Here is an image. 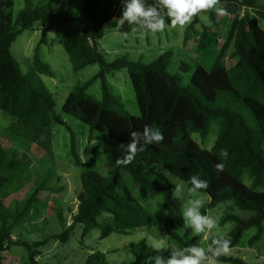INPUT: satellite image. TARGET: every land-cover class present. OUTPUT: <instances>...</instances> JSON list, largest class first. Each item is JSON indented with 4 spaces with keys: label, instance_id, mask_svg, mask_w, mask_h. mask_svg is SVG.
Here are the masks:
<instances>
[{
    "label": "trees",
    "instance_id": "trees-1",
    "mask_svg": "<svg viewBox=\"0 0 264 264\" xmlns=\"http://www.w3.org/2000/svg\"><path fill=\"white\" fill-rule=\"evenodd\" d=\"M220 2L236 9L247 7L251 11L243 16L237 13L232 19L210 69L196 62L189 84L182 85L181 74L169 69L174 58L171 50L149 63L127 56L108 61L100 51L99 41L107 29L130 33L132 27H139L127 22L123 27H117L124 7L122 0H85L77 17L70 11H56L50 5H34L27 0L16 20L10 11L13 0H0V109L14 118L3 130V135L12 144L7 148L0 140V264H4L5 253L14 245L27 247L31 263L40 264L36 259L37 249L51 238L68 241L79 223L85 225L84 235L100 229L102 239L113 233H129L159 223V218L133 196L125 179L127 174L137 184L143 198L162 194L166 211L164 229L168 242L177 248L187 246L185 239L190 232L181 234L177 230L178 226L184 225V201L173 198L175 184L167 173L182 179L190 187L189 179L193 175L208 182L206 189L199 190L210 197L209 203L202 208L203 212L225 201H231L239 210L250 212L249 216H242L231 211L221 217L222 225L234 222L232 230L224 235L231 241L230 248L238 245L244 232L252 227L257 230L249 239V245L253 246L262 239L264 189L259 188L264 186V30L258 25L259 20L264 19V4L260 0ZM155 3L156 0H146V4ZM211 18L215 20V16L211 15ZM200 22L199 14L187 27L185 42ZM37 24L44 37L32 58L33 73L54 74L40 55V46L50 32L62 34L75 71L95 63L100 65L97 74L75 85L63 111L89 125L92 133L102 135L109 171L106 176L95 170L83 172L80 179L78 177V207L72 216V224L31 243L21 237L15 238L14 228L19 219L31 217L40 210L39 194L52 189L50 179L55 175L48 170L43 179L33 182L25 196L20 197L19 193L30 179L31 167L36 162L32 152L38 155L53 152L54 126L67 125L57 113L51 93L35 84L11 51L18 36L24 30L36 28ZM166 24H171L167 17ZM208 37L207 26H204L198 49L206 47ZM230 48L231 63L227 64L225 57ZM191 67L182 62L181 70L188 71ZM122 68L129 71L141 111L139 116L127 110L108 81V72ZM98 79L102 85L101 98L88 92ZM247 111L253 114L255 126L248 122ZM215 120L220 122L216 142L211 149L203 148L193 134L199 133L206 138ZM145 125L159 129L164 135L163 142L144 144V150L138 152L131 163L118 166L116 161L125 155L130 132H142ZM224 150L228 152L227 159L222 157ZM71 153L74 163L82 164L74 133ZM218 163L225 165L223 171L215 169ZM56 176L61 181L62 176L57 172ZM247 177L251 184L246 182ZM217 237L210 238L211 244ZM197 239L199 236L193 241ZM171 249L162 254L165 259L171 255ZM131 250L135 256L133 264H142L147 257L158 254L145 239L133 243ZM214 260L229 264H261L228 255ZM85 264L113 263L104 252L93 251Z\"/></svg>",
    "mask_w": 264,
    "mask_h": 264
},
{
    "label": "rangeland",
    "instance_id": "rangeland-1",
    "mask_svg": "<svg viewBox=\"0 0 264 264\" xmlns=\"http://www.w3.org/2000/svg\"><path fill=\"white\" fill-rule=\"evenodd\" d=\"M31 1L34 5H50L56 11H70L75 17L80 15L85 2V0ZM13 2L10 11L16 20L19 11L27 5V0H13ZM260 2L264 4V0H260ZM221 5L226 8L227 14L217 16L214 10L200 13V18H203L191 30L188 42H185V33L190 23L183 28L179 26L174 28L171 24H166L167 27L164 31L156 33L147 32L137 27L136 34L130 32L127 35L118 29L109 28L105 36L99 41V49L104 53L108 61H114L119 57L127 56L130 59L145 63H149L165 51L171 50L174 52V58L169 69L173 73H180L182 76L181 84L188 85L196 62L210 69L217 57L220 46L226 39L228 26L235 15L238 13L243 16L248 10L251 11L247 7L236 9L228 7L222 2ZM211 15L215 16V20L211 18ZM204 26H207L209 37L206 47L200 50L198 49V42ZM43 37L44 33L37 24L34 29L24 30L11 47L12 53L20 61L24 72L31 77L38 87L45 88L51 93L56 103L57 113L62 115L67 124H56L54 126L53 152H44L40 155L32 152V156L36 162L31 167L30 179L23 184L19 193L20 197L25 196L33 182L43 179L48 170H51L55 175L53 179H50L52 189L42 191L39 194V198L42 201L40 210L34 212L31 217H22L19 219L14 228L15 238L21 237L31 243L43 240L55 232H60L63 227L68 228L72 224V216L78 207V193L80 190L78 177L80 179V175L83 172L95 170L103 176H106L109 171L102 135L99 132L92 133L89 125L63 111L64 103L75 85L84 83L92 78L99 72L100 65L95 63L88 65L80 71H75L65 48L62 34L50 32L47 34L46 42L40 46V55L44 62L50 65L54 74L52 76L35 74L33 73L32 58L36 47L43 40ZM231 52L232 48L226 53L225 62L227 64L231 63ZM182 62H187L192 67L188 71L181 70ZM107 77L112 91L125 103L127 110L132 115H141L128 69L122 68L108 72ZM88 92L97 98H101V80H96L89 87ZM247 119L251 126H255V120L250 111H247ZM13 121L14 118L10 114L0 109V140L7 148L12 144V141L6 139L3 135V130ZM219 127V120H215L206 138H202L199 133H194L193 137L203 148L211 149L218 137ZM72 133L76 136L78 153L83 160L80 165L74 163L71 153ZM91 136L92 138H90ZM56 172L61 176L63 173L69 172V174H67L68 176L66 178L63 175L62 178L65 179L60 181L56 176ZM75 173H78V176L75 177ZM167 176L174 184H182L184 186V192L181 198L184 201V207L191 199H201L204 201L203 207L209 203L210 197L207 193L198 190L195 194H191L188 191L191 187L185 181L170 173H167ZM125 179L130 186L133 196L153 216L159 218V223L148 226L143 230L138 229L129 233H113L103 239L100 237V229H93L84 235L85 225L79 223L72 230L68 241L65 242L51 238L43 247L38 248L36 253L38 262L40 264H85L90 253L93 251H101L106 254L107 259L113 264H133L135 256L132 253L131 246L133 243H138L144 239L148 244L163 239L169 248L178 249L175 245H171L168 242V237L166 236L163 225L166 211L163 208L162 194H157L155 197L143 198L138 191L137 184L130 179L128 174ZM245 180L248 184H251L248 177ZM259 189L263 190L264 186ZM202 208L201 212L203 214L216 218L217 226L199 235L194 233L190 227H186L185 225L178 226L177 230L179 233L185 234L187 231L190 232L185 239L187 245L198 242L201 247L207 248L211 245L210 238L212 236L226 235L229 233L234 227V222L230 221L224 225L220 224L221 217L227 212H238L242 216L250 215V212L237 209L231 201L222 202L214 208L207 209L206 212H203ZM256 230V227L246 230L239 243L242 247L235 249L236 251L234 252L230 251L228 255H237L244 258L243 249L248 248L249 239L256 233ZM195 236H199V239L193 241ZM253 249L255 252L251 250V255L248 259H245L249 262L264 264V233L262 239L254 244ZM166 250L157 255H162ZM257 253L261 255L253 257ZM29 255L27 247L14 245L10 251L5 253L4 264H32ZM142 264H155V261L149 262L146 259ZM215 264L229 263L215 260Z\"/></svg>",
    "mask_w": 264,
    "mask_h": 264
},
{
    "label": "clouds",
    "instance_id": "clouds-1",
    "mask_svg": "<svg viewBox=\"0 0 264 264\" xmlns=\"http://www.w3.org/2000/svg\"><path fill=\"white\" fill-rule=\"evenodd\" d=\"M124 7L122 15L119 17L117 27H123L125 22L128 25L139 26L147 32H162L167 27L166 17L170 19L171 26L183 28L191 23L194 16L202 12L214 10L217 16L227 14L225 7L221 5L220 0H156L155 4H146V0H122ZM166 10V11H165ZM203 18V17H201ZM258 18V17H257ZM259 19V18H258ZM264 30V20H259V25ZM132 34L137 33V28H131ZM127 35V33H126ZM131 139L125 148V155L118 158L117 165H128L131 163L138 152H142L144 144H160L164 140V135L159 129L145 125L143 131H131ZM121 147H125L121 144ZM222 157L227 159L228 152L224 150ZM225 165L218 163L215 169L220 172L224 170ZM191 188L189 193L195 194L198 190L206 189L208 182L201 179L199 175H193L189 179ZM184 186L175 184L172 191L173 198H182ZM204 201L201 199H191L182 210L184 225L190 227L197 235L205 233L217 226L216 218L203 214L201 208ZM231 241L224 235L215 238L207 248L201 247L199 243H190L183 248L171 249V255L165 259L163 255L149 256L147 260L155 261V264H215L214 258L221 255H228ZM149 247L162 253L169 249L165 240L149 244Z\"/></svg>",
    "mask_w": 264,
    "mask_h": 264
},
{
    "label": "crops",
    "instance_id": "crops-1",
    "mask_svg": "<svg viewBox=\"0 0 264 264\" xmlns=\"http://www.w3.org/2000/svg\"><path fill=\"white\" fill-rule=\"evenodd\" d=\"M81 158H82V157H81ZM82 161H83V160H82ZM73 172H76V171H73ZM67 174H69V172H68V173H63V175H65V178H66V176H68ZM63 175H62V176H63ZM74 175H75V177H76V176H78V173H75ZM75 177H74V178H75ZM65 178H64V179H65ZM64 179L61 178V180H64ZM153 197H155V196H153ZM142 230H143V229H142ZM241 247H242V246H240V245L238 244V245H236L235 247H232V248H230V249H231L232 252H234V251H236L235 249H239V248H241ZM245 247H246V246H245ZM247 247H248L247 249H243V251H244V256H243V257H244V259H245V258H247V259L249 258V256L251 255V250H253V252H255V250L253 249L254 245H253V246H250V245L248 244ZM9 251H10V250H9ZM234 255H235V254H234ZM258 255H261V254H260V253H259V254L257 253V255H254L253 257H255V256L258 257ZM228 256H229V255H228ZM235 257H239V256L236 255ZM251 257H252V256H251ZM245 260H246V259H245ZM258 260H259V259H258Z\"/></svg>",
    "mask_w": 264,
    "mask_h": 264
}]
</instances>
